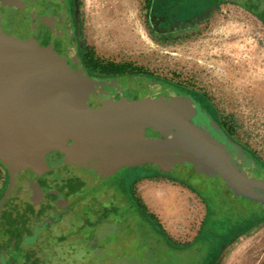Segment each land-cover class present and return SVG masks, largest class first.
<instances>
[{
    "label": "rangeland",
    "instance_id": "1",
    "mask_svg": "<svg viewBox=\"0 0 264 264\" xmlns=\"http://www.w3.org/2000/svg\"><path fill=\"white\" fill-rule=\"evenodd\" d=\"M76 1V28L82 47L90 59L126 66L129 70L137 71L136 73L196 90L210 102L211 109L231 138L264 167V21L260 18L264 14L263 1L225 0L222 7L211 17L209 28L203 36L179 43L160 41L152 34L147 21L149 0ZM246 6H251V9ZM156 133H165L164 137L169 138L172 136L167 131ZM180 147L179 145V150ZM163 159L170 160L171 154H165ZM18 165L19 161L16 163L17 167ZM156 168L139 166L135 171H120L111 177L109 184H115L122 179L133 180L134 175L155 177L156 179L146 177L139 181L135 194L143 197V201L146 198L151 202L155 194L176 192L177 199L180 200L175 203L179 211L176 215L152 202H149L148 209L159 211L158 216L162 217L166 227L179 230L166 233H171L174 237L175 233L181 238L185 237L187 234L184 230L195 228L203 214L204 207L201 206L199 198L206 199L212 193L211 198L215 196V200L220 201L215 191L217 186L210 184L208 192L203 186V175L194 177L203 182L187 183L186 175L191 174V171L182 166L179 167L181 173L174 178L169 177L174 175L170 168ZM71 173L80 175L74 169H71ZM1 174L0 170V183L5 179ZM62 175L61 171H57L51 178L56 180ZM65 178L67 193L77 189L79 191L81 185L78 181L75 183L68 176ZM181 182L203 196L192 193L190 189L179 184ZM79 192L86 194L84 189ZM101 197L103 196L99 193L98 199ZM91 200L88 210L77 209L69 221H79L82 213L86 212L89 220L94 222L92 226H86L85 231H79L74 236L70 235L77 233L76 231H65L68 236L66 240L57 239L64 231H53L47 240L44 236L45 241L40 247L32 249L27 260L25 253L15 250L12 254L16 264H178L181 257L172 255L170 249H161L155 245L158 235L166 239L168 237L164 231H153L154 227L147 218H138L140 227L133 219L126 225L113 227L111 224L107 225L106 220L97 217V213L104 209L97 203L95 207L93 197ZM19 204L17 201L16 206ZM230 204L232 203L225 202L209 206L222 212ZM74 206L76 209L77 203ZM127 207L134 212L129 205ZM252 208H255L254 204ZM222 219V216L218 217V222L213 227L223 228V221L220 222ZM110 220L119 221L115 214L111 215ZM95 226L98 230L92 231ZM64 227H68L67 223ZM135 228L140 231H135ZM251 230L225 249L218 264H264V221ZM131 235L135 237L134 242L129 241L131 254L124 258L117 257L120 254L118 250L112 252L115 250L112 246L119 241L112 242L113 245L110 243L111 247L109 241L122 236V239H129ZM208 236L209 234L203 236V239L208 241ZM183 239L185 238L175 242ZM217 241V238H213L211 242L215 248ZM191 259L189 257L186 262L191 264Z\"/></svg>",
    "mask_w": 264,
    "mask_h": 264
},
{
    "label": "water",
    "instance_id": "2",
    "mask_svg": "<svg viewBox=\"0 0 264 264\" xmlns=\"http://www.w3.org/2000/svg\"><path fill=\"white\" fill-rule=\"evenodd\" d=\"M147 130L195 135L229 191L264 206V167L201 127L191 99L159 91L129 101L118 81L88 77L63 0H0V145L19 148L31 167L72 165L106 180L151 163ZM165 141L179 167L194 161ZM202 163L194 172L211 175Z\"/></svg>",
    "mask_w": 264,
    "mask_h": 264
},
{
    "label": "flooded vegetation",
    "instance_id": "3",
    "mask_svg": "<svg viewBox=\"0 0 264 264\" xmlns=\"http://www.w3.org/2000/svg\"><path fill=\"white\" fill-rule=\"evenodd\" d=\"M224 1L149 0L147 9L149 29L160 41L187 42L195 37L203 36L207 32L211 17L222 7ZM261 1L264 2V0ZM63 3L68 12L71 30L76 39V55L89 78L96 82L118 81L122 95L129 101L142 100L159 91H168L178 97H188L195 106L201 127L205 126L210 130L212 136L218 142L233 140L214 114L211 105H209L210 102L196 90L190 87L170 84L162 79L136 73L137 71L135 72L128 68L118 67L115 69L111 65L108 66V63L105 64L98 60L90 59L82 47L76 28L77 1L63 0ZM246 7L251 9V6ZM164 135L165 133L160 135L152 130L146 131V138L152 152V161L143 166H152L155 169H157L156 167L161 169L170 168L171 173L174 174L170 175V178L179 175L181 172L176 162L180 161L177 157L179 153H175L170 160L163 159L165 154L168 153L165 150L166 143L162 139H170V145L175 146L182 155L191 159L194 158V161L183 163L182 165L192 171L191 174L186 175V182L189 184L191 181L201 182L202 180L194 178L199 176L194 172V168L202 169L204 167L202 162H207L212 172L210 173L211 175L204 177L203 186L207 188L208 192L210 191V184L218 186L215 191L220 201L215 200V196H213L214 199L211 198L212 193H209V197L205 199L200 192H196L202 195L205 205L203 222L196 230L198 232L194 237L182 243L158 235V238H155V245L161 249H170L172 255L175 254L181 257L178 264H190L186 262L189 257L193 260L191 264H218L226 248L243 235L252 231L251 229L256 228L258 223L264 221V206L236 196L229 191L225 182L216 172L214 165L205 157L201 150V142L195 135L186 133L182 136H175L172 134L170 138L168 136L164 137ZM179 145L181 146L180 150ZM245 152L251 157L246 150ZM18 161L19 165L17 167L16 163ZM138 167L125 168L120 171L124 173L125 170L135 171ZM71 169L76 170L80 175H77V173L72 174ZM0 170L2 171V178H5L0 183V264H16L17 261L14 259V254H12L15 250L25 253L27 260L32 249L40 247V244L45 241V237L47 240L49 236H52L53 231H64L62 232L63 235L57 234L59 235L57 239L64 238L66 240L68 236H66L65 231H76L77 233L70 235L74 236L78 235L79 231H85L86 226H92L94 222L89 220L86 212L82 213V219L79 221H69L77 209V211H84L90 208L91 197L94 198L95 207L97 203L100 208L104 209L97 213L99 214L97 217L106 220L105 223L107 225L111 224L113 227L126 225L130 219H133L134 221L136 220L137 225L140 227L138 218H147L154 227L153 231H163L158 222L148 214L139 197L135 194L136 184L139 181L146 177L150 179L155 177H145L137 174L138 176L134 175L133 180L122 179L116 181L115 184H109L111 178L100 179L98 176L86 172L77 166L67 165L55 170H43L40 167L29 166L19 148L14 146L8 148L5 145H0ZM57 171H61L63 175L59 179L54 180L51 175ZM67 176L70 181L75 183L78 181L81 185L79 191L84 189L86 194L82 195V193L77 191L78 189L74 192L68 191L72 194L67 193L64 186L65 177ZM104 184L107 185L103 188ZM183 185L190 187L188 184ZM97 192L103 196L100 200ZM17 201L20 203L18 206H16ZM225 202L232 204L228 205L222 212H217L209 206L211 204L220 205ZM74 203H77L76 209L74 208ZM253 204L255 208H252ZM127 205L134 212H131ZM109 212L115 214L119 221L112 222L110 219L113 214ZM221 216L223 219L220 222L223 221L221 223H223L224 227H213L218 222L217 218ZM65 223H67L68 227H64ZM208 224L210 227H207ZM138 229L135 228V231H140ZM97 230L96 226L95 229L92 228V231ZM215 231H223V233ZM208 234V241H205L203 236ZM131 236L129 239H122L124 237L122 236L121 238H112L109 241L110 247V243L113 245L112 242L119 241L115 245L116 247L112 246L115 248L112 252L118 250L117 252L120 254L117 257L121 256L124 258L131 254L129 241L130 243L134 242L135 238L133 235ZM213 238L218 239L216 248L211 243Z\"/></svg>",
    "mask_w": 264,
    "mask_h": 264
},
{
    "label": "crops",
    "instance_id": "4",
    "mask_svg": "<svg viewBox=\"0 0 264 264\" xmlns=\"http://www.w3.org/2000/svg\"><path fill=\"white\" fill-rule=\"evenodd\" d=\"M179 184H181V185H183L182 183H179ZM184 187L185 188H187V189H190V191H192V193L194 192V193H196V191H194V190H192V188H190V187H187V186H185L184 185ZM165 194H167L168 196H169V198H168V200H167V202L164 200V201H161L159 204H157L156 202L154 203L156 206H158V207H165V209L168 211V213H170V214H177V212H179V211H177L178 210V207L176 206V204H177V201L179 202L180 200L179 199H177L178 198V195H177V193L176 192H173V194L172 193H165ZM197 195V194H196ZM138 196V195H137ZM139 197V196H138ZM139 199H140V201L142 202V204H143V207L145 208V210L147 209L148 211V214L151 216V217H153L154 219H155V221L156 222H158V224H159V226H161V228H162V230L166 233V231H179V230H177V229H172V228H169V227H166L165 225H164V220H162V217H160V216H158V214L160 213L159 211H157L156 209H153L152 211H150L149 209H148V206L150 205V203L152 202H148L147 200L148 199H146L145 198V201H143L144 199H143V197H139ZM200 199V203H201V206L202 207H204L203 209V214H202V216H201V218H199V220L197 221V225L195 226V228H188L187 230H184V231H186V234H187V236H185V237H182V238H185V239H183V241H181V242H178V243H182V242H186L188 239H190V238H192V237H194V235L198 232V231H196L200 226H201V224H202V222H203V218H204V214H205V205H204V202H203V200H201V198H199ZM153 203V202H152ZM176 203V204H175ZM154 205V206H155ZM204 205V206H203ZM157 207V208H158ZM159 210H160V208H159ZM158 212V213H157ZM194 222V221H193ZM196 222V221H195ZM167 237H168V239H171L172 241H177V240H182V238L179 236V234H177V233H175V237L173 236V234H168V233H166L165 234ZM181 235V234H180ZM179 240V241H180Z\"/></svg>",
    "mask_w": 264,
    "mask_h": 264
},
{
    "label": "bare ground",
    "instance_id": "5",
    "mask_svg": "<svg viewBox=\"0 0 264 264\" xmlns=\"http://www.w3.org/2000/svg\"><path fill=\"white\" fill-rule=\"evenodd\" d=\"M168 198H169V196L165 193L155 194L153 199H152V202L153 203L156 202L157 204H159L161 201H164V200L167 202Z\"/></svg>",
    "mask_w": 264,
    "mask_h": 264
},
{
    "label": "trees",
    "instance_id": "6",
    "mask_svg": "<svg viewBox=\"0 0 264 264\" xmlns=\"http://www.w3.org/2000/svg\"><path fill=\"white\" fill-rule=\"evenodd\" d=\"M262 15H264V14H261V16H260V18L264 21V17H262ZM112 66L113 68H115V69H117L118 67H120V68H127L126 66H120V65H115V64H112V63H109L108 64V66ZM255 160V159H254ZM256 161V160H255ZM256 163H257V161H256Z\"/></svg>",
    "mask_w": 264,
    "mask_h": 264
}]
</instances>
